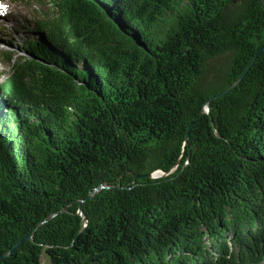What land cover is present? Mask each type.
I'll list each match as a JSON object with an SVG mask.
<instances>
[{"label":"trees","instance_id":"obj_1","mask_svg":"<svg viewBox=\"0 0 264 264\" xmlns=\"http://www.w3.org/2000/svg\"><path fill=\"white\" fill-rule=\"evenodd\" d=\"M49 2L0 81V264H264V51L212 98L261 0Z\"/></svg>","mask_w":264,"mask_h":264},{"label":"rangeland","instance_id":"obj_2","mask_svg":"<svg viewBox=\"0 0 264 264\" xmlns=\"http://www.w3.org/2000/svg\"><path fill=\"white\" fill-rule=\"evenodd\" d=\"M6 8L0 10V81L12 71V65L16 58L26 54L21 50L23 41L27 36H34L33 32L28 33L26 26L28 22L32 25L40 20L42 15L51 10L49 0H1ZM0 1V4H3ZM3 4V5H4ZM13 42V44L9 43ZM18 46H16V45ZM13 55L14 60L9 58ZM157 172V171H156ZM163 172H154L155 176Z\"/></svg>","mask_w":264,"mask_h":264},{"label":"water","instance_id":"obj_3","mask_svg":"<svg viewBox=\"0 0 264 264\" xmlns=\"http://www.w3.org/2000/svg\"><path fill=\"white\" fill-rule=\"evenodd\" d=\"M261 2H262V4H263V6H264V0H261ZM262 51H264V44L259 48V50L256 52V54L254 55V57L251 59V61L249 62L247 68H246L245 71L243 72V74H242L241 76H239V78H238L235 82H233L230 86H228L226 89H224V90L220 91L219 93L213 95L212 98L219 97V96L225 94L227 91H229L230 89H232L236 84H238V83L242 80L243 76L247 73V71L249 70V68L251 67V65L253 64V62L255 61V59L257 58V56H258ZM208 103H209V100L206 102V110H209ZM159 171L163 172L162 175H164L165 173H168V172H169V171L165 172V171H163V170H157V172H159ZM157 172H155V173H157ZM147 175H148V176H154V177H156V176L154 175V173H152V174H147ZM117 186H120V185H117ZM117 186H116V185H105V184H102V185L96 187L93 191H91L90 194L88 195V198L91 197V196H93V195H94L97 191H99L101 188H104V187H117ZM79 213L82 214L83 217H85V214H84L82 208H79ZM53 215H54V214H52V216H53ZM32 238H33V236H32L31 234H30V235H27V236H24L23 238H21V239H20V240H19V241L13 246L12 249L18 247V246H19L24 240H26V239H32ZM12 249H11L9 252H11Z\"/></svg>","mask_w":264,"mask_h":264},{"label":"snow or ice","instance_id":"obj_4","mask_svg":"<svg viewBox=\"0 0 264 264\" xmlns=\"http://www.w3.org/2000/svg\"><path fill=\"white\" fill-rule=\"evenodd\" d=\"M6 8V6L5 5H3V4H0V10H2V9H5Z\"/></svg>","mask_w":264,"mask_h":264},{"label":"bare ground","instance_id":"obj_5","mask_svg":"<svg viewBox=\"0 0 264 264\" xmlns=\"http://www.w3.org/2000/svg\"><path fill=\"white\" fill-rule=\"evenodd\" d=\"M2 2V1H1ZM3 3V2H2ZM4 4V3H3ZM6 6V4H4Z\"/></svg>","mask_w":264,"mask_h":264}]
</instances>
